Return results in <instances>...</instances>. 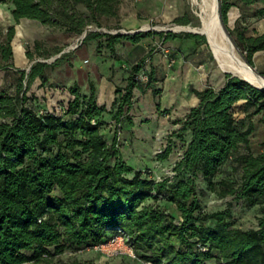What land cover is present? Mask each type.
<instances>
[{
  "label": "trees",
  "instance_id": "16d2710c",
  "mask_svg": "<svg viewBox=\"0 0 264 264\" xmlns=\"http://www.w3.org/2000/svg\"><path fill=\"white\" fill-rule=\"evenodd\" d=\"M0 3L10 5L15 24L33 20L69 37L86 32L82 44L104 40L112 55L119 43L138 44L152 35L165 42L202 39L188 32L111 33L121 28L119 0ZM234 7L240 16L229 33L253 66L254 55L264 51V32L250 35L248 31L251 18L264 19V0H220L226 27ZM176 22L190 21L180 17ZM14 37V25L0 35V72L5 74L0 85V264L41 263L66 250L92 248L118 234L153 264L212 260L264 264V151L254 153L251 148L256 129L251 118L260 115L264 124V90L231 75L219 89L192 88L198 104L172 120L178 128L168 134L164 152L156 157L164 162L176 151L172 176L156 180L127 162L118 137L134 125V89L159 93L154 87L156 71L147 69L146 59L131 66L108 107L98 103L93 80L87 90L77 82L67 86L50 82L48 70L57 63L37 61L28 72L16 68ZM62 50L59 46L49 50L44 40L35 39L25 47V55L33 62ZM142 72L147 75L145 82L140 79ZM36 80L42 87L66 90V105L53 111L33 105L36 98L28 92ZM107 80L113 82V77ZM237 110L244 116H235ZM208 193L232 200L224 209L206 212L202 199ZM234 202L257 211L254 227L236 225Z\"/></svg>",
  "mask_w": 264,
  "mask_h": 264
},
{
  "label": "rangeland",
  "instance_id": "374dc122",
  "mask_svg": "<svg viewBox=\"0 0 264 264\" xmlns=\"http://www.w3.org/2000/svg\"><path fill=\"white\" fill-rule=\"evenodd\" d=\"M119 26L120 29H112L111 33L134 34L139 32L155 31L164 35L168 33H184L185 30L175 32L178 26H196L198 18L194 13V8L190 0H119ZM9 5L0 3V35L6 31L10 25L8 18ZM238 9L233 8L229 13V23L225 29L234 26V19L237 16ZM185 17L189 24H180L176 22L177 18ZM15 26V38L12 41L14 50V65L18 69L30 70L32 64L37 61L47 64L57 63L56 67L48 70L50 82L59 83L62 86L79 83L80 87L87 90L89 80H93L97 87L103 82L108 81L109 76L113 77V83L124 85L129 74L131 66L138 63L141 59H146L147 69L155 68L159 59L161 62L165 58L176 61V109L167 110L163 115L167 119L175 120L182 118L187 110L194 104L193 93L191 89H201L205 86H213L216 89L223 87L226 80V73L221 71L215 62L204 36L195 41L192 46L198 50H192L190 46H185V39H176L173 43L166 41L159 35H152L143 39L138 44L121 42L117 45V53L112 55L106 47L104 40L90 41L82 44L81 36L69 37L66 33L33 26L32 21H21ZM146 24V25H145ZM260 22L258 23V26ZM149 26V27H148ZM172 28V29H170ZM172 31H168V30ZM44 30V31H43ZM90 30H95L91 28ZM97 30V29H96ZM108 31V30H103ZM230 35V33H229ZM231 37V36H230ZM41 39L45 41L46 48L52 50L56 46L63 50L58 55L49 58H38L33 62L26 59L25 47L32 45L33 40ZM232 39V37H231ZM165 43V44H163ZM235 44V43H234ZM185 46V47H183ZM181 48H184L183 51ZM169 49V51H168ZM238 49V48H237ZM242 57L244 55L238 49ZM186 52V53H185ZM155 57V58H154ZM245 59V58H244ZM246 60V59H245ZM258 73L264 70V51L259 52L253 57V66ZM262 75V74H261ZM5 74L0 72V85L3 84ZM11 79H7V86H10ZM13 89L11 88L10 91ZM29 96L36 98L32 104L41 110L53 111L60 110L66 105L68 92L66 90L54 91L48 86H40L38 80L31 86ZM235 116H244L238 110ZM255 123L256 129L251 137V148L254 153L264 151V124L260 121L261 116L251 118ZM171 127V126H170ZM178 126L167 128L164 131L156 132L151 141L142 143L138 139H124L119 134V144L121 152L129 163L128 157L136 154V160L130 163L137 169H144V175H150L156 180L165 176H172L171 164L177 158L178 154L174 151L169 159L164 162L156 160L158 154L164 152L168 134L176 130ZM111 134L108 133L107 137ZM127 141V142H126ZM142 141V140H141ZM242 152L245 150L242 149ZM143 167V168H141ZM237 175L239 172L236 173ZM232 198H218L212 193H208L202 199V205L206 212L224 209ZM232 214L237 226L242 229H250L255 226L257 211L255 209L245 208L242 203H233ZM115 241L108 239L92 248L84 249L78 252L70 250L62 254L51 257L41 263L29 264H153L152 262L140 257L134 246L127 241V237L120 234L116 235ZM115 237V236H114ZM113 238V237H112ZM27 264V263H25ZM207 264H219L215 261H207Z\"/></svg>",
  "mask_w": 264,
  "mask_h": 264
},
{
  "label": "crops",
  "instance_id": "0c3cea01",
  "mask_svg": "<svg viewBox=\"0 0 264 264\" xmlns=\"http://www.w3.org/2000/svg\"><path fill=\"white\" fill-rule=\"evenodd\" d=\"M232 9L230 10V12L232 11ZM239 16H240V11L238 10L237 16L234 19V24L236 20L239 18ZM228 17H229V14H228ZM8 18L11 23H14L11 17V14H10V5H9V10H8ZM24 20L32 21L33 26L35 27L46 29V27H44L42 24H40L37 21L22 19L19 22L24 21ZM259 22H260V25L258 26ZM11 23L10 25H12ZM248 32H249L248 34L250 35H255L256 33L258 34L263 33L264 32V19L251 18ZM178 39H181V38H178ZM174 41H176V39L170 40L169 42L173 43ZM184 41H185L184 45L186 47L190 46L192 50L196 49V48H193L194 46L192 45L194 44L195 41H198V40L185 39ZM165 43L167 44V42ZM181 49L183 51L184 48H181ZM195 51L197 52L198 50H195ZM154 66H155L154 69L156 71V75L158 78V81L155 83L154 87L155 89L159 90V93L157 95H154L153 89L144 90L141 87L134 89V104H133V108L131 111V115L133 116L134 125L130 128L123 129V131L121 132V135L123 136L124 139H127V140L134 141V139H138L139 142H142V143L151 141V143L155 145L156 142L151 138L155 136L156 132L164 131L168 127L172 128L178 125L173 124L171 118L169 120L167 119V117L163 116L167 112V110L171 111L172 109L173 110L176 109V70H177L176 61L165 58L164 62L163 61L161 62V59H159L157 64H154ZM115 87H116V83H113L110 81H105L102 83V85H99L98 92H97L98 103L106 104L108 107H110L111 103L113 102L115 98ZM206 87L207 86L201 89H197V90H203ZM193 100H194V104L191 107L197 105L199 102V100L194 94H193ZM136 154L135 153L131 154V156L128 157L129 163L131 160L132 161L136 160Z\"/></svg>",
  "mask_w": 264,
  "mask_h": 264
},
{
  "label": "bare ground",
  "instance_id": "6f19581e",
  "mask_svg": "<svg viewBox=\"0 0 264 264\" xmlns=\"http://www.w3.org/2000/svg\"><path fill=\"white\" fill-rule=\"evenodd\" d=\"M190 2L198 18V24L196 26H178L174 30H189L203 34L206 44L221 71H232L235 75L247 79L256 86H264V75L258 73L242 57L221 23L217 11V0H190Z\"/></svg>",
  "mask_w": 264,
  "mask_h": 264
},
{
  "label": "water",
  "instance_id": "95a60500",
  "mask_svg": "<svg viewBox=\"0 0 264 264\" xmlns=\"http://www.w3.org/2000/svg\"><path fill=\"white\" fill-rule=\"evenodd\" d=\"M217 11H218L219 19H220L221 23L223 24V22H222V20H221V17H220V0H217ZM168 31H172V30L169 29ZM185 31H186V30H185ZM175 32H177V31H175ZM186 32L191 33V34H195V35H199V36H203V34L198 33V32H193V31H189V30H187ZM85 37H86V32H84V33L82 34V36H81V38H80L81 41H83V39H84ZM224 73H226L227 75H231L232 77H237V78H239V79L245 81L246 83L250 84L251 86L255 87V88L258 89V90H264V86H256V85L252 84L250 81H248L247 79L242 78V77H240V76H238V75H235L232 71H228V70H227V71H224Z\"/></svg>",
  "mask_w": 264,
  "mask_h": 264
},
{
  "label": "built area",
  "instance_id": "2783aa9c",
  "mask_svg": "<svg viewBox=\"0 0 264 264\" xmlns=\"http://www.w3.org/2000/svg\"><path fill=\"white\" fill-rule=\"evenodd\" d=\"M140 79H141L142 81H144V82L147 81V75H146V73L142 72V73L140 74ZM116 238H117V236L111 238V240H110L109 242H111V241H115Z\"/></svg>",
  "mask_w": 264,
  "mask_h": 264
}]
</instances>
